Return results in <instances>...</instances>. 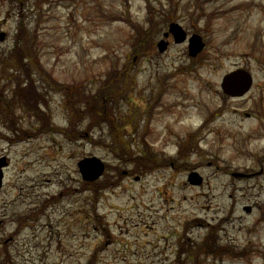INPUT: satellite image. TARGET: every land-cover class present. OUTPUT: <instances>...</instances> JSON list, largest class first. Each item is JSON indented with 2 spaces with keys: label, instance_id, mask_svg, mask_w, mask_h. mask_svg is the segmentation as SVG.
<instances>
[{
  "label": "rangeland",
  "instance_id": "1",
  "mask_svg": "<svg viewBox=\"0 0 264 264\" xmlns=\"http://www.w3.org/2000/svg\"><path fill=\"white\" fill-rule=\"evenodd\" d=\"M35 1L0 0V31L7 32L0 57L9 55L24 18L32 38L36 31L40 63V71L30 69L29 84L47 95L34 96L31 108L44 100L58 125H69L75 104L105 82L112 60L123 63L135 45L138 52L122 75L129 79L124 98L112 102L116 120L105 114L97 122L84 120L95 128L91 137L39 130L36 114L22 107L14 126L0 113V263L163 264L156 262L158 246L175 244L174 231L186 217L218 211L230 215L222 242L233 235L231 250L239 254L225 264H264V0H46L40 10ZM172 21L188 37L201 36L196 55L188 40L164 35ZM239 67L252 72L254 84L232 97L221 82ZM50 74L58 84L48 82ZM6 91H0L4 110L12 100ZM119 125L122 136L115 133ZM21 128L31 133L17 140ZM146 153L158 157L155 167H145L152 161ZM88 155L104 159L102 179L120 185L107 191L84 186L77 162ZM193 170L207 184L190 185ZM233 171L261 172L242 179ZM226 180H240L232 212L225 210Z\"/></svg>",
  "mask_w": 264,
  "mask_h": 264
},
{
  "label": "flooded vegetation",
  "instance_id": "2",
  "mask_svg": "<svg viewBox=\"0 0 264 264\" xmlns=\"http://www.w3.org/2000/svg\"><path fill=\"white\" fill-rule=\"evenodd\" d=\"M237 181L226 180L224 182L231 189L230 193H228L230 200H228L227 204H229V206L228 209H225L226 212L228 210L232 212L234 207L239 204V199L235 197V192L239 190L236 186ZM204 184H207L206 180H202L200 185ZM246 194L247 193L244 195ZM222 207H225V205ZM243 209L249 212L252 210V206L244 205ZM221 211H223L222 208ZM217 212L209 215L210 217L201 216L203 218H199L200 220L194 223H191L192 217H186V222L181 224L178 231H174V235L176 236L175 244L169 245V243H167L163 247L158 246L156 262L163 264H225L226 262H235L238 256H236L237 253L235 250H231L233 247L231 246V240L235 238L233 235L228 236V238L230 237V241L222 242L223 239H226L223 237L222 232L227 233L225 223H228L230 215L224 216ZM193 229L201 231L200 237L198 236L199 239H196L198 237L190 235ZM247 229L251 231L253 228ZM226 243H228V246H223ZM230 252L235 256H228Z\"/></svg>",
  "mask_w": 264,
  "mask_h": 264
},
{
  "label": "water",
  "instance_id": "3",
  "mask_svg": "<svg viewBox=\"0 0 264 264\" xmlns=\"http://www.w3.org/2000/svg\"><path fill=\"white\" fill-rule=\"evenodd\" d=\"M170 31L174 34L176 41H183L186 39L187 34L183 31L181 25L178 23L172 22L170 24ZM168 35V33H166ZM5 33H0V40L4 39ZM190 41V53L192 55H196L200 49L203 47L202 38L198 34H193L192 37L189 39ZM167 42L162 40L159 43L160 49L164 50L166 48ZM253 83V76L252 74L244 69V68H238L228 74H226L222 81V87L225 92L231 94V95H243L245 92H247L251 85ZM95 167L93 169H96V174L99 175L101 172V169L103 165L100 162V159L97 157L87 158L83 159L80 162L81 171L84 175H88L89 172H91V168ZM93 175V176H94ZM242 175V174H238ZM189 180L193 183H200L202 178L199 176V173L197 171L191 172L189 175Z\"/></svg>",
  "mask_w": 264,
  "mask_h": 264
},
{
  "label": "trees",
  "instance_id": "4",
  "mask_svg": "<svg viewBox=\"0 0 264 264\" xmlns=\"http://www.w3.org/2000/svg\"><path fill=\"white\" fill-rule=\"evenodd\" d=\"M128 1V0H127ZM150 6H151V2H149V6L147 7L149 10H148V12H149V16H148V18L150 19V20H154V16H153V14L150 12ZM116 16H118V15H116ZM131 24H132V22H130ZM31 47L32 48H35V46H34V44L33 43H31ZM20 88H23V89H26V87H20ZM31 91H32V89H31ZM35 94H37L36 92H33L32 91V97H34L35 96ZM39 96H42V95H40V94H38ZM38 99V98H37ZM37 99H34V100H31V103L32 104H35V100H37ZM47 104V103H46ZM47 123H48V126L50 125V116H49V114H47ZM150 158V159H152V161L154 160L153 158H151L149 155H148V153H146L145 154V156H144V158ZM146 166V165H145Z\"/></svg>",
  "mask_w": 264,
  "mask_h": 264
}]
</instances>
